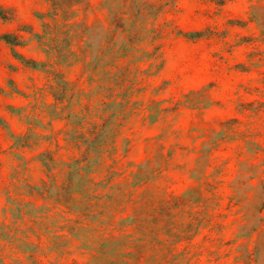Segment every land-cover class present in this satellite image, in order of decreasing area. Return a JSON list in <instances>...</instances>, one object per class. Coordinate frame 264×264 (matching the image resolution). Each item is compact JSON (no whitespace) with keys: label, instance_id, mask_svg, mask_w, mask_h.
Here are the masks:
<instances>
[{"label":"rangeland","instance_id":"374dc122","mask_svg":"<svg viewBox=\"0 0 264 264\" xmlns=\"http://www.w3.org/2000/svg\"><path fill=\"white\" fill-rule=\"evenodd\" d=\"M0 264H264V0H0Z\"/></svg>","mask_w":264,"mask_h":264}]
</instances>
